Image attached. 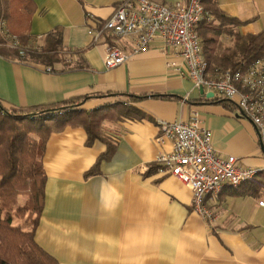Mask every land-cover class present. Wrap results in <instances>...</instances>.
<instances>
[{
	"label": "crops",
	"instance_id": "obj_1",
	"mask_svg": "<svg viewBox=\"0 0 264 264\" xmlns=\"http://www.w3.org/2000/svg\"><path fill=\"white\" fill-rule=\"evenodd\" d=\"M123 0H33L29 36L22 43L43 47L61 32L59 60L51 66L8 57L0 50V101L5 107H36L78 99L84 119L61 129L57 121L43 158L45 204L35 239L60 264H264V146L254 123L231 102L194 86L169 69L171 55L155 39L126 63L105 66L107 40L131 52L134 38L102 39L97 30ZM182 8L188 0H157ZM226 14L243 21V34L264 31V0H217ZM17 35V34H16ZM176 61L182 59L177 56ZM135 113L125 115L127 109ZM194 110L213 134L222 156L261 169L239 189L225 187L206 205L205 220L192 205L193 192L155 162L161 121L188 120ZM101 138L89 142L85 118ZM105 116V117H104ZM96 119H95V118ZM97 173L86 177L99 157Z\"/></svg>",
	"mask_w": 264,
	"mask_h": 264
},
{
	"label": "built area",
	"instance_id": "obj_2",
	"mask_svg": "<svg viewBox=\"0 0 264 264\" xmlns=\"http://www.w3.org/2000/svg\"><path fill=\"white\" fill-rule=\"evenodd\" d=\"M204 1L188 0L185 7L176 9L157 0H123L100 28L89 31L93 35L92 42L135 39L131 52L107 40L105 66L112 69L160 39L163 49L171 55L169 69L181 78L190 79L195 87H204L235 102L256 126L264 146V56L245 70L209 71L198 26L214 16L205 9ZM0 33L10 47L26 54V46L10 33L3 19H0ZM177 56L181 62L176 61ZM160 127L161 133L155 142L160 147L169 143L171 148L160 151L155 162L166 174L191 187L194 210L207 221L214 218L213 211L206 205L209 196L218 197L225 187L239 189L262 172L253 167H241L234 155L219 154L212 130L203 123L198 110H194L188 120L161 121Z\"/></svg>",
	"mask_w": 264,
	"mask_h": 264
},
{
	"label": "trees",
	"instance_id": "obj_3",
	"mask_svg": "<svg viewBox=\"0 0 264 264\" xmlns=\"http://www.w3.org/2000/svg\"><path fill=\"white\" fill-rule=\"evenodd\" d=\"M204 6L214 16L210 21L205 20L198 26L199 35L201 28L204 29L200 36L209 71L245 70L264 56V31L243 34L238 28L244 22L222 11L217 0H205ZM34 10L33 0H0V19L5 20L10 33L17 34L23 40L29 36L27 27ZM209 33L212 35H208ZM223 36L229 38V41L224 40ZM2 37L0 35V50H6L8 57L36 60L49 66L59 60L62 49L60 31L49 34L43 47H35L25 55H22L18 48L10 47ZM215 98L237 105L221 96ZM77 105L78 99L75 98L59 104L36 107L9 108L0 101V264H60L58 259L43 249L35 239L45 204L47 175L43 158L46 143L54 129L50 123L59 122L57 128L61 129L73 120L68 117L69 113H65L60 119L48 113ZM128 108L127 106L125 115L135 113L141 118L144 116L138 109ZM89 118L85 119V125L91 143L95 138L101 137L96 132L94 119L91 116ZM114 150L115 145L109 143L108 150L99 157L96 166L87 171L85 176L96 174L100 161L108 160ZM261 183L264 184V180ZM20 196L22 203H19ZM26 214L35 215L31 230H24L14 224L16 218Z\"/></svg>",
	"mask_w": 264,
	"mask_h": 264
},
{
	"label": "rangeland",
	"instance_id": "obj_4",
	"mask_svg": "<svg viewBox=\"0 0 264 264\" xmlns=\"http://www.w3.org/2000/svg\"><path fill=\"white\" fill-rule=\"evenodd\" d=\"M202 31H204L203 28H201L200 30V35L202 36ZM1 35V33H0ZM14 35V34H13ZM208 35H212L211 33H209ZM17 38H19L18 35H14ZM3 38V37H2ZM20 39V38H19ZM223 39L226 41H229V38H225V36H223ZM21 40V39H20ZM228 43V42H227ZM2 44V43H1ZM0 44V46H2ZM9 48V47H8ZM35 48V45L33 46H26L27 52L32 51ZM11 49V48H10ZM41 51V50H40ZM66 110V111H65ZM65 111V112H62ZM65 113H69V118H72L73 121H78L80 119H84V117L80 116L78 110H76V107H72L69 109H59V110H53L51 112H49V115H53L55 117H58L57 119H60L62 116H64ZM95 118V117H94ZM85 119H90L89 117L85 118ZM96 119V118H95ZM59 125V122H57ZM19 203H22V196L19 197ZM35 218V215L31 214L30 216L28 214L24 215L23 217H18L14 220V224L15 225H19L22 227V229L24 230H31L33 227V220Z\"/></svg>",
	"mask_w": 264,
	"mask_h": 264
},
{
	"label": "water",
	"instance_id": "obj_5",
	"mask_svg": "<svg viewBox=\"0 0 264 264\" xmlns=\"http://www.w3.org/2000/svg\"><path fill=\"white\" fill-rule=\"evenodd\" d=\"M200 91H201V93H204V87H200ZM215 95V93L214 92H211L210 94H208V96H214Z\"/></svg>",
	"mask_w": 264,
	"mask_h": 264
}]
</instances>
